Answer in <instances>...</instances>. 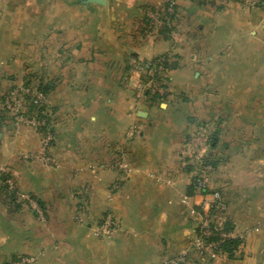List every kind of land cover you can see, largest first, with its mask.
<instances>
[{
    "label": "crops",
    "instance_id": "0c3cea01",
    "mask_svg": "<svg viewBox=\"0 0 264 264\" xmlns=\"http://www.w3.org/2000/svg\"><path fill=\"white\" fill-rule=\"evenodd\" d=\"M163 1L0 0V98L23 81L45 91L54 160L27 159L43 134L0 108V176L44 215L10 204L0 178V264H161L196 234L188 211H211L214 191L223 209L211 217L238 245L198 264H264V13L249 0H176L160 30L150 17ZM166 54V94L140 96L130 63ZM204 159L216 166L200 192L191 170L203 174ZM105 213L119 224L110 238L95 230Z\"/></svg>",
    "mask_w": 264,
    "mask_h": 264
},
{
    "label": "built area",
    "instance_id": "2783aa9c",
    "mask_svg": "<svg viewBox=\"0 0 264 264\" xmlns=\"http://www.w3.org/2000/svg\"><path fill=\"white\" fill-rule=\"evenodd\" d=\"M257 0H253L255 2ZM264 12V0H258L257 4ZM176 14V0H164L163 8L159 14L151 15L150 19L157 28L165 30L171 24L172 18ZM130 73L135 74L140 78L138 82V90L140 92H149L152 97L158 96L162 98L167 90L168 84L170 83L169 70L171 67V61L166 56H160L150 61H143L138 63H130ZM44 94L33 93L29 87L15 88L10 91L7 97L4 99L3 107L12 112L14 117L15 125H23L28 128H45V120L37 115L31 116L29 119L25 118L23 114L26 105L29 107L37 108L40 107L44 101ZM151 97V98H152ZM19 104V105H18ZM12 105V106H11ZM11 106V107H9ZM18 107V108H17ZM21 108V111L20 109ZM16 109V110H15ZM19 110L21 113H18ZM40 114H43L41 112ZM21 123V124H20ZM46 129V128H45ZM43 134V142L41 144V150L39 154H28L29 159L38 160L45 165H53L54 160L46 155V150L50 146L51 133L49 129L45 130ZM212 160V159H210ZM198 167L193 173L192 187L194 190L205 192L206 189V174L211 172L213 167L210 164L202 165L203 174H199V162L196 164ZM5 196L14 198L15 204L26 205L32 211L37 214L38 219L44 222V215L42 210L37 206L36 200L27 192L16 188L11 179H7L4 182ZM208 200L205 205L208 210H218L222 205V197L220 192L214 191L207 196ZM186 199L182 202L185 203ZM211 211H198L191 209L189 211L190 217L197 222L196 234L191 243L192 256L195 258H187V251L182 250L179 254L173 258L166 260L162 264H192L193 259L202 261L206 260H218L223 254H225L222 245L228 240H234L232 234L225 231L220 224L214 221L211 217ZM80 221L79 217H77ZM118 222L107 213L100 222L96 225V234L100 237L110 238L118 231ZM37 261L36 256L32 255H19L14 258L7 260L1 264H34Z\"/></svg>",
    "mask_w": 264,
    "mask_h": 264
},
{
    "label": "rangeland",
    "instance_id": "374dc122",
    "mask_svg": "<svg viewBox=\"0 0 264 264\" xmlns=\"http://www.w3.org/2000/svg\"><path fill=\"white\" fill-rule=\"evenodd\" d=\"M164 2V1H163ZM258 4V0L257 1H255V2H253V0H249L248 1V5H249V7L250 8H259L262 12H263V10L257 5ZM264 13V12H263ZM167 55V56H166ZM166 55H164V56H166L168 59H170V56L168 55V54H166ZM169 56V57H168ZM170 76V75H169ZM137 78H138V82L140 81V78L137 76ZM138 82H137V86H138ZM23 83V85L21 86V88L22 87H29V88H31L32 89V91H33V93H43L44 94V92L45 91H43V89L42 88H39L38 89V87H37V85H35L36 83L35 82H33V83H31V82H29V81H23L22 82ZM136 86V89H137V91H138V93H139V95L140 96H142V97H147V98H151L152 97V95H150V93L149 92H140L139 90H138V88L139 87H137ZM17 88V87H16ZM2 104H4V100H3V98L1 97L0 98V108H1V111L2 112H4L6 115H5V117L7 118V119H9L8 121H12V123L14 124V117L15 116H13V114H12V112H10L8 109H6L5 107H3L2 106ZM19 105V104H18ZM12 106V105H11ZM11 106H9V107H11ZM12 108V107H11ZM18 108V107H17ZM20 109V111H21V108H19ZM25 110H24V112H23V114H25L24 115V117L25 118H27V119H29L31 116H35V115H37L38 114V116L39 117H41V118H44V120H45V124H46V129H48V120H47V116H48V114L46 113V111L44 110V106H43V103H42V105L40 106V107H37V108H32V107H29V105H26L25 106V108H24ZM16 110V109H15ZM19 110H17V112L18 113H21ZM41 112H43V114H40ZM13 118V119H12ZM21 124V123H20ZM18 126H20V125H18ZM21 126H23V125H21ZM32 129H34V130H36V131H39V132H41L42 134H44L46 131V129H44L43 130V128H41V127H37V128H32ZM45 138V137H44ZM43 138V139H44ZM42 142H43V140H42ZM42 144V143H41ZM26 156H28V154L26 155ZM204 156V158H211L210 157V154H206V155H203ZM206 156V157H205ZM27 159H29L28 157H27ZM216 161V160H215ZM121 163V162H120ZM195 166V165H194ZM197 167V166H196ZM197 169V171H198V167L197 168H194L193 170H191V172H192V175H193V173H194V171ZM203 171L205 172L206 170L205 169H203ZM199 173V172H198ZM194 175H195V173H194ZM207 177H205V180H207L206 179ZM6 180H7V178H5ZM5 182V181H4ZM193 182V181H192ZM219 192V191H218ZM220 194H221V197H222V205H221V207H220V210H222L223 208V194L220 192ZM219 210V209H218ZM190 211V210H189ZM189 211H188V213H189ZM106 215V213L102 216V218L104 217ZM111 215V214H110ZM190 216V215H189ZM101 218V219H102ZM100 219V220H101ZM100 220H99V222H100ZM195 236V235H194ZM194 236H193V238H191V240L188 242V244L185 246V247H183L177 254H179L182 250H185V251H187V254H188V256H187V258H195L194 256H192L193 255V253L191 252V243H192V241H193V239H194ZM105 238V237H104ZM177 254H174V255H171V256H169L168 258H166L165 259V261L166 260H169V259H171V258H173L174 256H176ZM164 261V262H165ZM192 261V264H198L199 262H202V260L200 261V260H196V259H193V260H191ZM207 261V260H206ZM208 261H211V260H208ZM204 262V261H203ZM163 263V262H162ZM161 263V264H162Z\"/></svg>",
    "mask_w": 264,
    "mask_h": 264
},
{
    "label": "trees",
    "instance_id": "16d2710c",
    "mask_svg": "<svg viewBox=\"0 0 264 264\" xmlns=\"http://www.w3.org/2000/svg\"><path fill=\"white\" fill-rule=\"evenodd\" d=\"M152 98H154V97H152ZM44 129L45 128H43V130ZM206 164L212 165L213 168L216 166L215 160L204 159L202 165H206ZM0 178L3 181L5 179V176L1 175ZM3 186L1 188L6 189V187L5 186L3 187ZM10 204L15 205V207L20 206L19 204H15L14 198L12 196H10ZM237 245H238V243L236 242V240H228V241L224 242V244L222 245V248H223L225 253L231 254L234 251V249H236Z\"/></svg>",
    "mask_w": 264,
    "mask_h": 264
},
{
    "label": "water",
    "instance_id": "95a60500",
    "mask_svg": "<svg viewBox=\"0 0 264 264\" xmlns=\"http://www.w3.org/2000/svg\"><path fill=\"white\" fill-rule=\"evenodd\" d=\"M106 0H85V3L105 5Z\"/></svg>",
    "mask_w": 264,
    "mask_h": 264
}]
</instances>
